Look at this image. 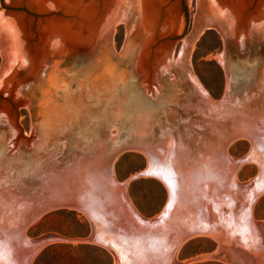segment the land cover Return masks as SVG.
<instances>
[{"label":"rangeland","instance_id":"rangeland-1","mask_svg":"<svg viewBox=\"0 0 264 264\" xmlns=\"http://www.w3.org/2000/svg\"><path fill=\"white\" fill-rule=\"evenodd\" d=\"M124 8L128 9L127 5ZM181 13L185 30L176 42L175 56L178 57L181 50L183 60L187 63L180 73L167 75L161 85V91L157 97H153L154 100L143 92L144 89L133 74L130 58L117 56L126 35L127 24L122 18L127 20L128 14L119 15L120 19L113 26L110 48L98 49L93 58L85 60L78 55H69L68 53H72L70 50H65L58 57L51 56L48 66L43 67L47 71L40 74L34 85L27 86L31 97L30 108L27 110L20 107L18 110L22 133L29 136L32 129L33 133L36 131V136L33 137L36 139L35 144H22L19 151H11L9 132L0 124V194L1 202L7 208L19 210L23 205L24 209L19 212L23 215L27 207V210L31 211L33 206H43L58 193L62 180L77 176L78 173L81 175L83 171L86 174H82L80 178L87 182V173L91 169L87 167L88 161H82L89 157H98L101 152L99 157H113L110 171L117 185L118 180L131 178L146 168L148 162L142 152L146 145L153 149L162 148L168 143V138L173 139L175 153L182 164L195 166L200 158L211 157V150L216 147L210 145L214 142L212 137L215 136L211 132L213 125L210 127V114L214 112L210 111L208 100L201 97L199 90L191 82L192 75L206 90L209 98L217 101L215 106L238 107V100L246 103L247 98H259V101L255 102L258 105L254 108L260 105L261 109H258L262 110L264 40L255 36L243 46L238 41L231 42L227 50L228 55L226 54L227 68H224L217 60V55L224 52L223 40L216 30L204 22V18L199 14L197 0H184ZM133 20L130 18L128 21L132 24ZM1 64L0 56V67ZM263 143V137H259L257 143L251 147L246 138H236L227 144L226 149L232 159L240 160L245 155L248 156V159L245 157L239 163L240 166H237L235 180L236 183L250 180L251 184L248 188L240 189L245 196L240 191L237 192L240 194L237 196L239 199L236 197L239 202H235L234 196L233 205H248L247 209H250L252 215L250 217L257 222L256 226L260 232L255 226L254 233H251L234 213L232 214L235 218L230 214L227 215L228 220L220 217L217 219L218 216L216 219L211 217L212 224L217 226L202 227L206 230L213 228L218 235L221 232L223 234V231L226 233L227 230L228 234H223L222 237L224 242L220 240L222 234L216 239L207 233H193L201 227L200 225H185L180 227L184 230L183 237L189 232L194 235L180 247V242H167L173 252L172 255L170 252L169 260L177 261L190 257V262L186 264H264V190L259 192L264 183ZM164 149L166 150V147ZM206 151H210L209 154L205 153ZM251 152L255 154L249 157ZM164 153L162 152L159 159L151 157L150 161L156 160L151 168H157L155 165L161 160L166 163L165 154L167 157L169 155L168 152ZM163 154L166 159H162ZM253 156H256L259 166ZM156 177L146 175L124 185V189L128 191L129 202L134 201L146 213L154 212L164 202V189ZM259 178L260 181H257ZM86 186L84 191L89 193L91 183L87 182ZM201 188L203 189V186ZM205 188L207 191L209 187L205 185ZM257 191L259 195L255 197ZM247 193L250 194V199L254 196L251 202L246 198ZM61 207L58 205L54 210L42 209L35 221H23L19 229L21 237L33 236L39 232L45 236L48 231L68 236L86 233L88 224L80 222L73 211ZM212 214L210 210V215ZM198 218L202 219L201 216ZM173 231L175 229L170 227L167 235L173 234ZM239 234L241 237H237ZM244 234L248 240L244 239ZM255 234L259 237L253 239ZM236 237L235 242L233 238ZM7 245L8 249L10 246L12 248V244ZM13 252L8 253V258L1 257L0 263L15 264ZM5 258L8 262L3 260ZM108 262L106 254L96 247L73 248L56 245L47 247L35 264Z\"/></svg>","mask_w":264,"mask_h":264},{"label":"bare ground","instance_id":"bare-ground-1","mask_svg":"<svg viewBox=\"0 0 264 264\" xmlns=\"http://www.w3.org/2000/svg\"><path fill=\"white\" fill-rule=\"evenodd\" d=\"M165 1L166 0H102L100 5L99 0H0V56L2 58V64L0 67V96L2 95L7 97L5 99L0 97V124H2L9 132V144L11 145H9V147H11L10 150L19 151L22 144L28 145L27 142L29 140L25 139L20 133V125L18 122V110L20 107H17L19 105H23L22 107L27 110L30 108L29 102L31 101V97L29 96V87L27 90V86L29 84H35L38 81V70L45 67L49 63L51 56L58 57L62 55L65 50H70L73 54L78 55L85 60L93 58L98 49L107 48L105 43H103L106 41H103L102 35L108 32V30H111L112 36L113 26L120 19L119 15L121 14H128V17L135 20L134 25L136 24L137 27L139 26L142 28V38L149 36L155 17L158 14H164L165 18H167L165 24L169 25L171 29L174 28L180 32L184 24L181 17V5L178 0H174L166 9H164L163 4ZM126 5L128 9L124 8ZM197 5L200 11L199 14L202 15V18L205 20L204 22H206L208 26L215 27L220 34L223 32L222 34L231 36L234 41L240 42L241 46H243L247 41H251L250 39H253L255 36H264V0H197ZM122 20H124V22L126 21L125 18H122ZM161 29L164 30V28ZM133 47L134 45L132 40L128 46L126 45L125 51L122 53L131 55ZM175 49L176 46L173 48V52L169 50L164 51L162 58H160L154 66V78L152 82H144L145 84L140 83L141 88L146 89V87H149V89H146L147 94L157 97L158 93L161 91V84L159 81L160 75L164 73L168 74L172 66L175 69H183V66L187 63L183 60L184 55L181 50L179 56H175ZM223 55L224 54H218L217 60L222 66H224V68H227V61L224 59ZM25 68L28 70V75L21 76L20 73L22 69ZM35 74L37 75V78L32 79ZM190 80L194 84L195 88L199 90L201 97L208 100V103L210 104V111L213 110L214 112L213 114H210V117L212 118L210 121V127L213 125L211 127V132L215 135L212 137L214 142L212 143L210 140L208 141L211 142L210 145H214V147H216L214 149L211 147V157L206 156L200 158V161H198L195 166L190 164L188 165V163L182 164L181 161L178 160L175 153L173 139L168 138V143H166V145L162 148L153 149L150 146L148 149H144L142 151L146 159L149 161L151 160V157L159 159L162 152H168V155L170 156L167 157V154L164 153L167 159L164 154L162 159H166V163H164V160H161L160 162L162 163L159 162V164L155 165L157 168H151L154 165L153 161L155 159L150 161L148 164L151 163V165H153L147 166L143 173H148L147 175H154L155 177L157 176L158 178L164 180L169 190V198L171 202L179 200L180 198L184 201L185 199L187 200V198L194 199L197 204V212L194 213L198 217L201 216V220H205L206 225L209 224L208 226L213 227L216 224L213 225L212 221L206 222L207 220L205 219V216H208V218L214 217L215 219L218 216L217 219L220 217L227 218L228 220L227 215L234 213L237 216V219L240 218L239 221H242L244 225L251 230V233H254L256 228L259 231V228L256 226L258 225L257 222L252 220L250 217L251 213L250 209H247L248 205H244L243 207L239 205V203H237L238 205L236 204L238 207L233 205L234 196L235 202H239V198L237 196L240 194H237V192L240 191V189L248 188L249 184H251L250 180L245 183H236L237 181L235 180V172L236 168H238L237 166H240L239 163L242 162L245 157L248 159V156L245 155V157L242 159L239 158L240 160L237 159V161L228 155L226 149H228L227 144L229 142L232 143L236 138H246L250 141L251 147L253 144L257 143V139L259 137H263L264 140V103H262L261 111L260 105L257 108H254V106L258 105L255 102L259 101V98L256 100H250V98H247L249 102H247V100L246 103H242L238 100V107H236L237 105L234 107H228L226 105L220 107L215 106L214 104L217 101L209 98L206 90L200 85L194 75L190 77ZM150 84H152L151 87ZM227 87L229 88V85ZM261 87L264 90V79ZM261 96L262 95H258V97ZM233 120L235 121L232 123ZM32 132L33 129L31 133ZM34 135L36 136V131H34ZM35 140L36 139H33L30 143L32 146L35 144ZM259 141L260 140H258V142ZM164 147H166V150ZM256 147L254 149H256ZM257 148L259 149V147ZM251 150L253 151V149ZM209 152L210 151H206L205 153L209 154ZM251 153L252 154H250L249 157H252L251 155L255 154L253 152ZM260 153L262 154V151ZM171 155L174 157H171ZM203 156H205V154H203ZM254 161H256L257 165L259 164L257 163L258 161L256 158ZM259 170L261 171V168ZM263 171L261 173H263ZM91 172L93 171L90 170L89 173H87L89 178L87 179V182L89 184L91 183V188H95V190H98L99 193H107V190H109V188H107L109 183H114L112 177L109 178L110 180L107 177H101L98 179L96 174ZM84 173L85 172L83 171L82 174ZM252 180L253 179H251V181ZM257 181H260V178ZM87 182H84L83 180V187L86 189ZM205 185L209 187L207 192H204V190H206V188L204 189ZM202 186L203 190L201 188ZM187 187H193L194 190L189 192L190 194L187 193L189 195L187 198L179 197L180 195L178 196V193L180 194V191L177 192V188H179L183 193L187 191ZM262 190H264V183L262 184V188L259 192ZM240 192L242 194L244 193L242 190ZM257 194L258 191L255 192L254 196L256 197ZM88 195V198L92 197V193L90 196ZM247 195L248 196H246V198H249L250 194L247 193ZM254 196L251 197V199L249 198L250 202ZM97 197L100 196L96 195V198ZM205 197H209L210 202L205 199L203 200ZM236 197L238 198L237 200ZM241 198L246 201L245 197L242 196ZM1 199L2 196L0 194V260L5 254L13 252V250L10 251V249H8L9 245H7L10 244L9 241H12L13 239L11 237L12 234H8V232L10 233L8 229L10 230L11 228V231L14 230L12 231L13 234L14 232L20 233V225L24 219V216L19 213L21 212L20 210L22 207L19 208V210H16L15 208H7L5 204L1 202ZM102 199H104V197H102ZM98 201L96 202L98 203ZM103 201L105 202V199ZM103 201H101V203ZM205 202L209 203V208L207 207L208 205H203V207L200 206ZM170 206L172 207V205ZM204 207L211 210V213H213L212 216L209 217L210 214H208V212V215H205V211L203 209ZM189 214L190 213H188V215ZM235 215H233V217ZM253 221L256 224H254ZM205 223L201 222V227L193 233H207V235L216 239L220 238V234H222V232L218 235L216 230L213 229L214 227H211L214 231L209 230L208 228V230L204 229L202 226H204L203 224ZM198 224H200V222ZM222 224L221 226L223 228ZM225 231L226 233L223 231V234H228L227 230ZM237 231L235 234H237ZM259 232L258 235L260 234ZM255 233H257V231ZM223 234L220 239L221 242L222 239H224L222 238ZM258 235H256L253 239L259 237ZM52 237L56 238L55 236ZM57 237L60 238L59 235H57ZM237 237H241L240 234L239 236L237 235ZM237 237L233 238V241L237 239ZM243 237H245V234ZM40 238L42 239V237ZM230 238L232 239V237ZM39 239L37 241L42 242V240ZM231 239L230 241L232 242ZM244 239L247 238L245 237ZM249 239H251V237H249ZM249 241L251 242V240ZM21 248L22 246L20 249ZM27 252L29 253V251ZM172 254L173 252H171V255ZM28 255L30 256V253ZM28 255L25 254L24 256L26 257ZM29 256L27 258L30 260ZM15 257V259H17L18 255ZM20 258L22 259V257ZM27 258H25L26 260L22 259L23 263L25 261V263H27ZM3 260H6V258ZM172 261L174 260L172 259ZM174 262H176L175 264H186L188 261L178 262L175 260ZM174 262H172V264ZM2 263L5 264L4 262ZM19 263L17 262V264ZM20 264H22V262Z\"/></svg>","mask_w":264,"mask_h":264},{"label":"crops","instance_id":"crops-1","mask_svg":"<svg viewBox=\"0 0 264 264\" xmlns=\"http://www.w3.org/2000/svg\"><path fill=\"white\" fill-rule=\"evenodd\" d=\"M146 160L148 163L150 162L148 159ZM148 163L146 165V168L147 166H149ZM146 168H144L142 171L132 176L131 178L118 180V186L115 189H113L111 192L99 195L100 197H97L99 201L97 200L96 195L93 194L91 198L89 197V199L87 195L89 194L88 196H90L91 193H84L83 190L80 201L77 202L76 205L61 207L65 208L68 211H73L74 215L77 219L80 220V222L88 224V230L86 233L68 236L63 234L59 235V233L55 231H48L46 233L47 235L45 236H42L44 234H41V232H39L33 236L25 235L21 238L19 232H14L13 234L12 231L14 230L11 231V228L10 230L8 229V231H10V233H8L12 234L11 237L13 238L12 241H9V243H13L12 248L13 250H16L14 251V254L12 256L15 257L18 255L15 264H17V262L19 263L20 261L22 262V264H35L36 260L47 247H53L56 245L71 246L73 248L80 246L99 248L108 257V264H157V262L163 264L165 260H169L171 248L169 247V244L167 242H180V247L194 235L189 232L188 235L186 234L187 238L183 237L184 230L180 229V227L185 225L199 226L201 225V222L205 223V220L201 221V219H199L198 216L195 215V213L197 212L196 201H194V199L192 198H187L189 196L188 194H190L189 192H192L194 190L193 187H187V191L183 193L179 188H177V192L180 191V194L178 193V196L180 195L179 197H185L187 198V200L185 199L184 201L180 198L179 200H176L174 202L172 201V203L169 198V190L167 185L165 184L163 179H160L158 177H156V179L160 180L165 193L164 202L161 204V206H159L154 212L146 213L134 201H131L130 203L128 200V191L124 189V185L128 181H132L138 178H144V176L148 174L143 173ZM204 192L207 191L204 190ZM102 197H104L105 202L103 201L104 199H102ZM204 199L210 202L209 197H205L203 198V200ZM100 200L104 203L102 202V204ZM49 201L50 203L51 201L53 203L52 198H50ZM96 201H98V203ZM208 202H205L200 206L203 207V205H208L207 207L209 208ZM168 203L172 205V207ZM38 207H40V204L36 207L33 206V210ZM207 207L203 208L205 211V215L210 214V210ZM49 209L54 210L56 209V206L50 207ZM205 209H208L209 211H206ZM188 213L190 214L188 215ZM210 216L211 215H209V217ZM36 219L37 217L34 219V221ZM205 219L207 220L206 222H211V217L208 218V216H205ZM199 222L200 224H198ZM203 225H206V223ZM170 227H173L175 231H173V234L168 233L169 235H167V231L170 230ZM49 235L56 241L51 239ZM57 235H59V237L62 235L63 237L58 238ZM52 236H55L57 239ZM40 237H42V239ZM45 237L50 238L51 241L50 239H47ZM38 239L42 240L43 245L36 249L35 247L38 244L42 243L40 241H37ZM21 246L22 248L20 249ZM12 248L10 246V250H12ZM27 251H29L30 256L32 255L31 257L28 255L29 253ZM25 254L29 256L30 260L27 258L28 256H24ZM3 257H9V254L7 253ZM20 257H22L23 260H26L25 258H27V263H25L26 261L23 263V260ZM189 258L190 257H184L178 259L177 261L190 262Z\"/></svg>","mask_w":264,"mask_h":264},{"label":"water","instance_id":"water-1","mask_svg":"<svg viewBox=\"0 0 264 264\" xmlns=\"http://www.w3.org/2000/svg\"><path fill=\"white\" fill-rule=\"evenodd\" d=\"M99 4L101 5V1L99 0ZM174 0H166L165 3L163 4V8L166 9ZM180 5H181V12H182V6H183V2L184 0H178ZM181 17H182V13H181ZM183 19V17H182ZM130 17L125 21L126 22V35H125V40L123 42V45L120 49V53L117 56H126L129 57L131 60V67L133 70V74L136 76V78L139 80V83H150L153 80V76H154V66L155 64L158 62V60L160 58H162V55L164 53V51L169 50L173 52V48L176 46V42L178 39H180L181 35L183 34L184 30H185V26L182 28V30L180 32H178L176 29L174 28H170L169 25L165 24L167 18H165L164 14H158L155 17L154 23H153V27L150 30V34L148 37H143V32H142V28H140L139 26L137 27V25L135 23V20H133L132 24H130ZM123 21V20H122ZM124 22V21H123ZM211 27V26H210ZM161 28H164L161 29ZM212 29L216 30L215 27H211ZM218 33L219 31L216 30ZM223 33V32H222ZM220 34L222 40H223V44H224V52H223V56L224 59H226V54H227V50L229 49V45L231 44V42H234V39L231 38V36H226L225 34ZM110 36H111V30L108 32H106L105 34L102 35V39L103 41L105 40L106 47L109 49L110 47ZM260 38H262L264 40V36L262 35ZM133 40V51L131 52L132 54H124L122 52L125 51V47L126 45L128 46V44ZM240 44V42H238ZM171 52V53H172ZM69 55H72L73 53H68ZM75 55V54H74ZM228 55V54H227ZM133 56V57H132ZM46 72L47 69L46 68H41L38 70L39 76L40 74H43V72ZM180 71H182L181 68L179 69H175L173 66L170 69V72L161 74L159 77V81L160 84L162 85L164 80L166 79L167 75H170V73L176 75L178 73H180ZM28 70L22 69L20 75H28ZM34 77H32V79L37 78V75H33ZM25 85V83H24ZM152 84H150L151 87ZM146 92V89H149V87L146 89L143 88ZM151 96V95H150ZM1 98H7L5 96H0ZM153 97V96H151ZM23 105H19L17 108L22 107ZM20 133L21 135L25 138L28 139L29 141L27 142L28 144H30L33 140V137L35 136L34 133H30L29 136H26L22 133V130L20 128ZM150 147V146H149ZM147 145L145 146L144 149H148L149 148ZM102 154V152H101ZM98 155V157H89L88 159H84L82 162L85 163V161H88V168H90L94 174H96L97 178L100 179L101 177H107L108 179L111 177V171H110V166H111V161L113 157H99L101 156ZM82 163V167L84 166ZM87 164V163H86ZM82 172V171H81ZM110 180V179H109ZM118 185L115 184V182H110L109 186H107V188H109V190H107L108 192H111L113 189H115ZM85 190V188L83 187V181L80 178V174L78 173L77 176H70L67 180H62L60 182V189L58 191V194L56 193V195L54 196L53 199V203L48 200L45 204H43V206H40L38 208H36L35 210H27V208H25V212L23 213L24 215V219L22 220V223L24 222H30L32 220H34L36 217H38V215L41 213L42 209H47L53 206H72V205H76L77 202L80 201V197L82 195V191ZM85 193V192H84ZM89 193H92L94 195H103L105 193H99L98 190L94 189H90ZM88 194V193H87ZM58 198V199H56ZM11 202V201H10ZM75 202V203H74ZM26 205V204H24ZM22 208L23 205H22ZM24 221V222H23ZM43 245V242L38 244L35 248L37 249L38 246ZM163 264H172L171 260H165L163 262Z\"/></svg>","mask_w":264,"mask_h":264},{"label":"trees","instance_id":"trees-1","mask_svg":"<svg viewBox=\"0 0 264 264\" xmlns=\"http://www.w3.org/2000/svg\"><path fill=\"white\" fill-rule=\"evenodd\" d=\"M80 247H82V246H80Z\"/></svg>","mask_w":264,"mask_h":264}]
</instances>
